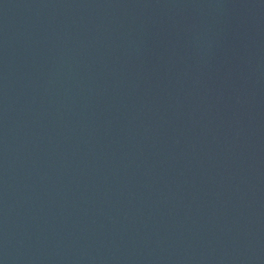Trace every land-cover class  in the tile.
Listing matches in <instances>:
<instances>
[{"label": "water", "instance_id": "1", "mask_svg": "<svg viewBox=\"0 0 264 264\" xmlns=\"http://www.w3.org/2000/svg\"><path fill=\"white\" fill-rule=\"evenodd\" d=\"M0 264H264V0H0Z\"/></svg>", "mask_w": 264, "mask_h": 264}]
</instances>
